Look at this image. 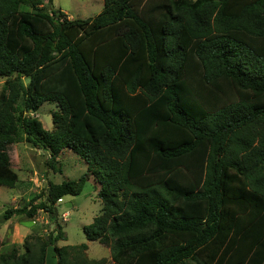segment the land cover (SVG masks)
I'll use <instances>...</instances> for the list:
<instances>
[{"label": "trees", "instance_id": "obj_1", "mask_svg": "<svg viewBox=\"0 0 264 264\" xmlns=\"http://www.w3.org/2000/svg\"><path fill=\"white\" fill-rule=\"evenodd\" d=\"M52 2L0 0V187L12 145L59 173L69 150L102 206L83 232L112 264H264V0H103L86 20ZM44 103L51 131L30 116ZM87 180L4 219L55 218ZM63 240L31 234L0 264H104Z\"/></svg>", "mask_w": 264, "mask_h": 264}, {"label": "rangeland", "instance_id": "obj_2", "mask_svg": "<svg viewBox=\"0 0 264 264\" xmlns=\"http://www.w3.org/2000/svg\"><path fill=\"white\" fill-rule=\"evenodd\" d=\"M45 6L53 11L61 10L72 20H86L98 15L103 9V0H53L52 5ZM27 84L26 80H22ZM5 83L0 79V92ZM56 111L53 103H44L31 117H36L43 128L51 131L52 113ZM9 165L17 173L18 181L13 189L0 187V254L8 252L13 246L20 251L26 237L31 234L46 236L53 234L60 225L65 240L57 243L58 247L87 245L85 255L90 260H104V264H112L110 250L98 242L87 241L83 227L90 225L101 213V203L97 197L98 185L87 174V166L83 160L69 150H64L57 158V167L61 172L53 171L46 165L48 155L22 141L14 144L6 154ZM86 175L88 180L77 196H65L57 202V215L53 218L49 213L38 210L33 219L12 216L5 220L8 210L20 209L45 201L47 183L61 184L78 181ZM22 252V251H21Z\"/></svg>", "mask_w": 264, "mask_h": 264}, {"label": "crops", "instance_id": "obj_3", "mask_svg": "<svg viewBox=\"0 0 264 264\" xmlns=\"http://www.w3.org/2000/svg\"><path fill=\"white\" fill-rule=\"evenodd\" d=\"M61 11V10H60ZM62 12V11H61ZM63 13V12H62ZM65 14V13H64Z\"/></svg>", "mask_w": 264, "mask_h": 264}, {"label": "water", "instance_id": "obj_4", "mask_svg": "<svg viewBox=\"0 0 264 264\" xmlns=\"http://www.w3.org/2000/svg\"><path fill=\"white\" fill-rule=\"evenodd\" d=\"M56 210V209H55ZM55 213H56V211H55Z\"/></svg>", "mask_w": 264, "mask_h": 264}]
</instances>
